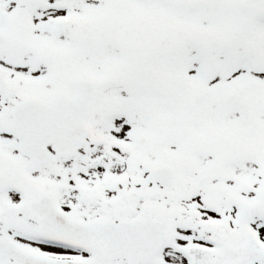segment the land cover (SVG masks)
Returning a JSON list of instances; mask_svg holds the SVG:
<instances>
[{
	"label": "snow or ice",
	"instance_id": "6c2138e0",
	"mask_svg": "<svg viewBox=\"0 0 264 264\" xmlns=\"http://www.w3.org/2000/svg\"><path fill=\"white\" fill-rule=\"evenodd\" d=\"M0 264H264V0H0Z\"/></svg>",
	"mask_w": 264,
	"mask_h": 264
}]
</instances>
